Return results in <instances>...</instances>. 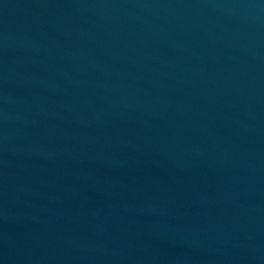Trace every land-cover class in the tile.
<instances>
[{
	"label": "water",
	"instance_id": "95a60500",
	"mask_svg": "<svg viewBox=\"0 0 264 264\" xmlns=\"http://www.w3.org/2000/svg\"><path fill=\"white\" fill-rule=\"evenodd\" d=\"M0 264H264V0H0Z\"/></svg>",
	"mask_w": 264,
	"mask_h": 264
}]
</instances>
